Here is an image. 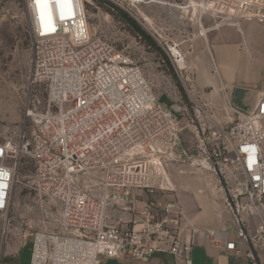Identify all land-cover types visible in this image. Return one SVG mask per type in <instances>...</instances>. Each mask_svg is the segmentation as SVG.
I'll return each mask as SVG.
<instances>
[{"label":"built area","instance_id":"1","mask_svg":"<svg viewBox=\"0 0 264 264\" xmlns=\"http://www.w3.org/2000/svg\"><path fill=\"white\" fill-rule=\"evenodd\" d=\"M86 1L49 0L42 8L26 0L31 80L45 85L47 103L28 111V136L15 140L0 133V263L19 164L28 155L37 187L60 210L59 231L33 234L29 264H101L103 257L149 261L158 253L193 264L199 234L206 246L237 250L230 230L193 226L175 190L153 181L166 175L170 162L216 176L233 229L249 244L245 257L264 264V98L252 110L225 102V120L214 124L211 107L199 104L179 124L142 67L93 33ZM186 1L183 8L221 16L222 25L264 21V0ZM174 48L169 50L182 68ZM188 130L193 140L185 146L180 134ZM84 177L100 179L98 194L81 183ZM252 216L259 219L254 228Z\"/></svg>","mask_w":264,"mask_h":264},{"label":"rangeland","instance_id":"2","mask_svg":"<svg viewBox=\"0 0 264 264\" xmlns=\"http://www.w3.org/2000/svg\"><path fill=\"white\" fill-rule=\"evenodd\" d=\"M186 3V0H87L86 11L93 33L110 41L142 67L160 100L175 110L179 124L194 113L197 104L211 107H207L211 115L216 110L217 117L222 112L226 114L225 102L231 100L244 110H252V104L245 103L243 97H255L264 88V70H257L252 63L264 51V33L254 34L248 30V45L254 51L252 57L239 43H228L225 55L216 57L215 74L219 72L223 77L233 76L234 85L220 84L218 91L209 82L210 76H207L209 78L202 88L203 82L196 79L198 66L190 64L186 57V67L180 68L169 47L176 43L175 38L179 34L187 36L189 29L195 30L194 26H197V34L203 30L207 32L208 28L220 25L223 18L203 15L196 7L183 8ZM121 11L128 13L154 43L139 34L122 17ZM207 18L212 21L210 25L204 21ZM245 23L264 29V21L259 19L241 20L240 27ZM201 24L204 26L201 27ZM207 34L201 36L207 37ZM255 37L261 38V41L258 40L261 45L259 50ZM189 49L192 50V43ZM189 49H185V53L188 54ZM32 66L33 45L26 0H0V133L15 140L30 133L32 124L28 111L42 109L47 103L45 85L32 83ZM202 93L207 96L216 94V97L202 100L199 96ZM220 104L221 107H214ZM261 125L264 128V120ZM180 138L185 146H189L191 137L187 131L182 132ZM20 162L9 211L8 237L0 264H29L33 234L39 230L60 229L59 204L37 187L33 160L27 155L21 157ZM173 163L177 162H170L166 166V173L169 174ZM186 168L191 167L186 163L182 165L178 171L180 176L185 174L181 170ZM80 180L85 187L99 193V178L92 180L84 177Z\"/></svg>","mask_w":264,"mask_h":264},{"label":"crops","instance_id":"3","mask_svg":"<svg viewBox=\"0 0 264 264\" xmlns=\"http://www.w3.org/2000/svg\"><path fill=\"white\" fill-rule=\"evenodd\" d=\"M204 21L208 25H210L212 22L210 18H207ZM200 26L203 27L204 24H201ZM194 28V31L190 29L188 30L187 36H182V34H179L180 36H177V38H175V44L177 45V48L179 46L178 49L182 52L185 59L186 57H188L190 64L198 66L197 70H195L197 73L196 79L198 82H203L202 88L205 87V82L207 78H209L207 76H210L209 82L212 83V85L215 86L216 90L218 91L220 88V84L234 85V77H223L219 74V72H216L215 74L216 70H213V68L214 65L216 66V57L225 55L228 43H230L231 45L236 43L241 44L243 48H246L247 54L252 57V53H254V51L248 45L247 32L250 29L254 34L264 33V29L260 27L258 28L252 23H245L243 24L242 28L235 25L220 24L216 27L210 29L208 28L206 32L208 33L207 37H202L201 35L203 34L201 33L197 34V26H194ZM255 38L257 40L256 47L257 50H259L261 46L259 44V41H261V38ZM186 43L187 45H185ZM191 43L192 50L189 49ZM185 49H189L188 54L185 53ZM232 49H235V47H233ZM252 63L255 68L257 67V70L258 68L264 70V51L262 52L261 57L253 60ZM219 93L218 95H220ZM199 96L202 100H206L207 98L209 99L211 97L215 98L216 94L207 96L205 93H202V95L199 94ZM231 97L233 99V96ZM262 98H264V88L261 89L259 94H257L255 97H243L245 103L252 104L253 108L257 106ZM198 105L199 104H197L196 106ZM214 107L217 109L218 107H221V104L220 106L216 105ZM213 109L214 108H212V110ZM216 112L217 111L215 110V114L212 115V118L210 120L211 124H214L216 122H223L225 120L226 114H224V112H222L219 117H217ZM187 132L188 134H190L191 140H193L192 130H188ZM184 164L185 162H177L176 164L173 163L172 168H170L169 174L166 173V175L163 176L161 180L153 179V181L155 183L161 182L162 184H169V186L175 190L173 192V195H175L179 199L190 224L199 228L211 227L220 230H230L229 238L232 240H236L239 247L237 250L229 251L223 248L206 246L202 234H199L197 238L198 242L194 246L192 251L193 264H252L247 260L244 253V251L249 247V244L238 238L236 231L233 229L232 216L224 205V194L220 188L216 176L206 170L193 168L187 163L186 165H189L192 169L186 168L185 170H181L185 174H183V176H180L178 171ZM175 173H177L178 176L176 175L174 177ZM136 192L144 195V192L141 190ZM148 197L149 196L146 195L144 196L145 199H147ZM249 221L251 224V228L259 225V219L255 216L250 217ZM261 252L262 254H264L263 250H261ZM101 264L179 263H177L174 256L170 253H158L152 256L149 261H141L129 257H103L101 260Z\"/></svg>","mask_w":264,"mask_h":264},{"label":"trees","instance_id":"4","mask_svg":"<svg viewBox=\"0 0 264 264\" xmlns=\"http://www.w3.org/2000/svg\"><path fill=\"white\" fill-rule=\"evenodd\" d=\"M122 17L134 27V29L141 35H144L146 38L149 39L151 43H154V41L149 37L146 32L142 29V27L126 12L121 11Z\"/></svg>","mask_w":264,"mask_h":264},{"label":"bare ground","instance_id":"5","mask_svg":"<svg viewBox=\"0 0 264 264\" xmlns=\"http://www.w3.org/2000/svg\"><path fill=\"white\" fill-rule=\"evenodd\" d=\"M55 5H59V3H58V4L55 3ZM201 34L205 35V34H206V31L203 30V31L201 32ZM174 50H175L176 53H180L181 56L183 57V60L181 61V67H182V68H185V67H186V60H185L184 55L182 54V52H181L178 48H174Z\"/></svg>","mask_w":264,"mask_h":264},{"label":"snow or ice","instance_id":"6","mask_svg":"<svg viewBox=\"0 0 264 264\" xmlns=\"http://www.w3.org/2000/svg\"><path fill=\"white\" fill-rule=\"evenodd\" d=\"M62 0H57V3H61ZM37 3L42 6V8L48 7L49 0H37Z\"/></svg>","mask_w":264,"mask_h":264}]
</instances>
